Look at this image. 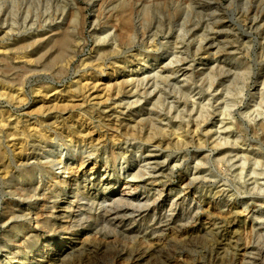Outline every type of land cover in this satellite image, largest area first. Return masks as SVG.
Instances as JSON below:
<instances>
[{"label":"rangeland","instance_id":"1","mask_svg":"<svg viewBox=\"0 0 264 264\" xmlns=\"http://www.w3.org/2000/svg\"><path fill=\"white\" fill-rule=\"evenodd\" d=\"M159 1V11L146 26L164 31L155 42L157 56L165 63L173 56L181 58L169 66H149L144 53L155 52L137 40L122 42L116 55L111 52L113 39L101 41L110 33L113 36L118 25L115 15L124 7L133 3L140 9L153 0H95L97 4L92 0H0V91L5 81L16 83L20 78L25 81L26 97L22 104L0 99V150L6 157L4 164H9L5 172L0 161V264H229L227 258L215 262L219 248L215 239H246L254 224L264 222V206L252 200L256 194L249 190L256 181L264 185V101L259 106L258 95L264 89V0ZM27 14L34 21H26ZM63 36L68 37L64 46L59 42ZM166 43L175 46L177 56L166 53ZM45 52L46 61L60 54L53 70L45 71L50 63L38 65L34 60ZM30 68L34 70L27 72ZM60 68L62 72H57ZM156 74V81L160 80L156 95L144 94V85L139 87L142 92L132 95L126 91L131 86L123 88L128 79L146 76L154 84ZM93 82L98 84L95 88ZM81 83L82 88H90L86 95L75 90ZM119 87L123 89L117 93ZM194 101L199 106L211 104V112L216 111L214 120L202 123L199 133L194 125L202 118L186 110V104L192 106ZM220 110L226 111L219 115ZM16 122L17 129L12 127ZM152 124H161L166 138L156 135L158 139L150 142L147 133ZM177 134L183 135L179 145ZM219 140L231 144L215 149ZM47 142L62 145L56 157L62 155L63 163H46ZM139 145L150 153H138ZM217 153L228 155L232 162L219 164ZM244 156L249 162L241 174ZM256 159L261 165L255 164ZM84 160L86 165L81 167ZM145 163L158 171L138 177V168ZM67 166L75 167L74 172L63 177ZM91 169L98 172L93 175ZM105 171L108 184L101 174ZM75 177L80 193L88 186L98 189V198L87 200L84 192L73 201L70 190ZM128 182L138 188L124 195ZM16 188L35 189L42 195L38 203V195L22 201ZM160 192L166 203L156 213L132 212L134 208L128 206L130 215H120L118 222L102 218L104 211L99 214L114 198L152 202ZM12 199L20 201V206H12ZM44 202L49 208L56 205L54 214H27ZM247 206L253 211L245 212ZM217 216L221 223L215 225ZM11 255L19 261L12 263Z\"/></svg>","mask_w":264,"mask_h":264},{"label":"bare ground","instance_id":"2","mask_svg":"<svg viewBox=\"0 0 264 264\" xmlns=\"http://www.w3.org/2000/svg\"><path fill=\"white\" fill-rule=\"evenodd\" d=\"M94 3H95V0H92ZM148 1V0H147ZM154 1V3H152V5H145L144 4V6L142 5V4H140V6H141V8L140 9H137L138 7H136V6H134V4L132 3V5H127V7H124V9H123V11L120 13V14H116L115 15V18H114V20H116L117 22V29L115 28V30H114V32H113V36L112 37H110L111 36V33L110 34H108L106 37H103V39L101 40V41H103V42H107V41H109V39H113V41L115 42L114 43V45H115V47H114V50L113 51H111L112 52V54L113 55H116V54H118L119 53V50L117 49L118 47H120V45H121V43L122 42H124V43H127V44H134L135 42H136V40L138 41V43H144L145 44V48L151 53V51L152 52H155V50H157V48H158V45L155 43L156 42V40L158 39V36H159V34L161 33V32H164L162 29L160 30V28L158 27L157 28V30L155 29V31H152V30H148L147 29V26H146V24L147 23H149L150 21H151V18L155 15L154 13L155 12H158L159 11V6L161 5V4H159L160 3V1L159 0H153ZM162 1V0H161ZM176 1V0H175ZM178 1V0H177ZM182 1V0H181ZM130 3V2H129ZM129 3H127V4H129ZM181 3V2H180ZM179 3V4H180ZM95 4H97V3H95ZM94 4V6L96 7V5ZM175 4H177V3H175ZM164 5V4H163ZM182 5V4H181ZM98 6V5H97ZM100 6V5H99ZM177 6V5H176ZM161 7V6H160ZM99 8V7H98ZM177 8V7H176ZM114 9H115V7H114ZM189 9H190V7H189ZM176 11H177V9H176ZM189 11V10H188ZM183 12V11H182ZM181 12V13H182ZM28 13V12H27ZM136 13V14H135ZM180 13V12H179ZM186 13L187 12H185L184 14L186 15ZM113 14V13H112ZM111 14V15H112ZM154 14V15H153ZM178 14V13H177ZM183 14V13H182ZM138 15V16H137ZM139 15H141V17L139 18ZM159 15H160V13H159ZM31 16V15H30ZM113 16V15H112ZM157 16V15H156ZM53 17V16H52ZM155 17V16H154ZM26 21L27 20H29V21H32L33 19L31 18V17H29V14H27L26 15ZM50 18V17H49ZM135 18H138V21L135 19ZM165 18V17H164ZM163 18V19H164ZM94 20V19H93ZM96 20V19H95ZM160 20V19H159ZM34 21V20H33ZM178 21V20H177ZM97 22V21H96ZM33 23V22H32ZM160 24H159V26L160 27H162L163 26V22H159ZM163 23V24H162ZM96 24V23H95ZM149 25V24H148ZM166 25V24H165ZM149 27V26H148ZM157 27V26H156ZM183 25L181 26V29H183ZM118 28H119V32H117L118 31ZM163 28V27H162ZM166 28V27H165ZM167 29H169V27L167 28ZM170 30H171V28L167 31V33H169L170 32ZM103 36V35H102ZM101 36V37H102ZM105 36V35H104ZM100 37V38H101ZM42 39V38H41ZM95 39V38H94ZM37 40V39H36ZM35 40V41H36ZM59 42H60V44L61 45H67L68 44V37L67 36H63L60 40H59ZM150 43V44H149ZM178 42L176 41L175 42V44H177ZM181 43H183V42H180V44ZM79 44V43H78ZM170 44L169 43H166L165 44V50H166V53L167 52H170V55L169 56H172V55H176V52L174 51V49H175V46L172 48V47H170L169 46ZM121 49V48H120ZM71 50V49H70ZM49 52V51H48ZM74 52V51H73ZM46 53L47 52H45V53H43V54H41V55H39V53H38V55H39V57L38 56H36V57H38V58H36V59H34V60H36V64H38V65H41V64H43V62H45L46 60V58L47 57H45L46 56ZM140 53H141V51H140ZM142 54V53H141ZM27 55V54H26ZM60 55V54H59ZM59 55H57V56H55L54 58H52L53 60H51V61H49L48 59H47V61L45 62V63H50L51 64V67H49L48 69L46 68L45 69V71L46 70H53V65L55 66V61H59V59H61V57L59 56ZM74 55V54H73ZM144 55H145V60L144 61H148V64H149V66H151V65H153L154 63H156V64H159V63H165L164 61H163V57H160V56H157V53L155 52V53H151V54H148V53H144ZM143 55V56H144ZM3 56V55H2ZM6 56V55H5ZM65 56V55H64ZM68 56V55H67ZM75 56V55H74ZM177 56V55H176ZM8 57H9V55H8ZM31 57V56H30ZM174 58H175V56H173ZM173 57H172V59L170 60V58L168 59V60H170V62L168 63V62H166L165 64H167L168 66H169V64H171V63H175V61H180L181 62V58L179 57V56H177V57H179V58H177L176 57V59H173ZM181 57H182V55H181ZM1 58V57H0ZM7 58V57H6ZM4 59V58H3ZM32 59V58H31ZM30 59V61H32ZM103 59V55H101L97 60L99 61V60H102ZM5 60V59H4ZM183 60V59H182ZM6 61V60H5ZM8 61V60H7ZM9 61H11V59L9 60ZM49 61V62H48ZM67 61V60H66ZM35 62V61H34ZM97 62V61H96ZM5 63V62H4ZM67 63H68V61H67ZM32 64V63H31ZM46 64V65H47ZM101 64V63H100ZM7 65V64H6ZM19 65V64H18ZM21 65V64H20ZM23 65V64H22ZM33 65V64H32ZM38 65H36V66H38ZM46 65H44V67L46 66ZM97 65H99L98 64V62H97ZM166 65V66H167ZM2 66V65H1ZM8 66H9V64H8ZM11 66V65H10ZM8 67V68H10L11 69V67ZM48 66H49V64H48ZM48 66H46V67H48ZM165 66V67H166ZM6 67V69H7V66H5ZM5 67L3 68V70L5 69ZM29 67H30V65H29ZM28 67V68H29ZM63 67V66H62ZM163 67V66H162ZM21 68H23V67H20V69ZM43 68V67H42ZM1 69V68H0ZM12 69H13V67H12ZM14 69H16L15 68V66H14ZM65 69V68H64ZM164 69H167V68H163V70ZM25 70V69H24ZM31 70H34V69H27V72H30ZM37 70V69H36ZM44 70V69H43ZM62 70H63V68H60V69H58V71L57 72H62ZM178 70V69H177ZM176 70V71H177ZM38 71V70H37ZM113 71H115V70H113ZM175 70H172V71H170L171 73H173ZM4 72H6V71H4ZM169 72V71H168ZM157 74H160L159 73V71L158 72H156ZM9 74V73H8ZM20 74V73H19ZM155 74V73H154ZM157 74L156 75H154L153 77V79H155V83L153 84V83H151V81H150V83H149V79H150V76H146V77H144L143 79H138V80H136V79H134V78H131V79H128L127 80V82L125 83V86L123 87L124 89L126 88V87H129V86H131L130 87V89H128V90H126V91H128L129 92V94L132 92V94H136L137 93V91H139L140 89H139V87H141V86H143L144 85V88L145 89H142L143 91H144V94L146 93V94H148V95H152V94H154V95H156L157 94V90H158V88H157V83L156 82H159V81H156L158 78H156L157 77ZM16 75H18V74H16ZM25 75V74H24ZM27 75V74H26ZM14 76V75H13ZM21 76H23V75H21ZM20 76V77H21ZM167 76V75H166ZM185 76H187V74L185 73ZM160 77V76H159ZM161 78V77H160ZM167 79V78H169L168 76L167 77H164V79ZM14 79V78H13ZM17 79H18V77H17ZM22 79V78H21ZM25 79V78H24ZM163 79V78H162ZM165 79V80H166ZM8 80V79H7ZM165 80H163V81H165ZM2 81V80H1ZM15 81V80H14ZM14 81H12V80H9V81H5L4 82V84H3V86L1 87V89L3 90V91H0V99L1 98H5L9 103H17V104H22V102L24 101L25 102V98L23 97V95H24V93H23V91H24V89H23V86H25L24 85V82L25 81H23L22 80V82L20 81V78L18 79V81L19 82H14ZM82 82V81H81ZM3 83V82H2ZM1 83V84H2ZM83 83V82H82ZM81 83V84H82ZM151 84L150 86H149V84ZM84 84V83H83ZM83 84L82 85H79V86H77L76 87V91L79 93V94H85L87 91H88V89H90V88H88L87 86H85L84 85V87L82 88V86H83ZM87 84V83H86ZM93 88H95L98 84L96 83H94L93 82ZM211 84H214V82L213 83H211ZM262 84H264V83H262ZM88 85V84H87ZM147 85L149 86V87H147ZM159 85V84H158ZM217 85V84H216ZM18 86V87H17ZM16 87V88H15ZM41 87H42V85H41ZM153 87V88H152ZM211 87V86H210ZM33 88V87H32ZM38 88V87H37ZM52 88V87H51ZM86 88V89H85ZM88 88V89H87ZM92 88V89H93ZM123 88H118L117 89V93H118V90H121V89H123ZM182 88V87H181ZM217 88V87H216ZM219 88V87H218ZM41 89H47L48 90V87H43V88H41ZM54 89V88H53ZM157 89V90H156ZM179 89H180V87H179ZM220 89V88H219ZM23 90V91H22ZM40 90V89H39ZM160 90V89H159ZM35 91H36V89H35ZM82 91H84V92H82ZM141 91V90H140ZM181 91V90H180ZM34 92V91H33ZM38 93L40 92V91H37ZM56 92V91H55ZM142 92V91H141ZM140 92V93H141ZM159 92H161V91H159ZM26 93V92H25ZM32 93V92H31ZM42 94H43V92H41ZM45 93V92H44ZM49 93V92H48ZM47 93V94H48ZM75 93V92H74ZM77 93V94H78ZM117 93H115V94H117ZM40 94V93H39ZM46 94V93H45ZM46 94V95H47ZM68 94V93H67ZM128 94V93H127ZM132 94H130V95H132ZM161 94V93H160ZM41 95V94H40ZM59 95V94H58ZM86 95V94H85ZM118 95V94H117ZM143 95V94H142ZM182 95V94H181ZM184 95V94H183ZM258 95H260L259 97V101H260V99H261V101L259 102V103H261V104H259V106H261L262 107V105H263V103H262V101H264V89H262L260 92H259V94ZM68 96V95H67ZM71 96H72V94L70 95V98H71ZM74 96V95H73ZM83 96V95H82ZM161 95H158V97H160ZM63 97V96H62ZM75 97V96H74ZM78 98H79V96H77ZM76 97V98H77ZM145 97V96H144ZM154 97V96H153ZM56 98V97H55ZM59 98V97H58ZM65 98H67V97H65ZM69 99V98H68ZM158 99V98H157ZM160 99V98H159ZM139 99H137L136 98V100L135 101H138ZM141 100H143L142 98H141ZM141 100H139V101H141ZM186 102H188V100H185ZM133 104V103H132ZM190 104H193L192 106H189V105H187L186 104V110H191V112H194V111H196V113H198V117H201L202 118V120L201 121H196V124L194 125L195 126V130H197V132L199 133V131H201V129H202V127H201V124L202 123H209V122H211L212 121V119H213V117H215V113H216V111L215 110H212V112H211V110L210 109H212V106L213 105H207V104H204V103H202L200 106L194 101L193 103H190ZM209 104V103H208ZM129 105H131V103H129ZM173 106H171V108H172ZM264 107V106H263ZM230 109H228L229 111V113L230 112H232L231 111V107H229ZM218 110V109H217ZM223 111H226V110H220V111H218V112H220L219 113V115L221 114H224V112ZM217 112V113H218ZM9 117H11L10 115H8ZM180 116V115H179ZM197 117V118H198ZM7 118V117H6ZM176 118H177V116H176ZM179 118V117H178ZM201 118H199V119H201ZM214 120V119H213ZM152 121V120H151ZM2 122V121H1ZM261 123V122H260ZM17 124H18V122H16V124L14 125V123L12 124V127L13 128H16L17 127ZM150 124V123H149ZM42 125V124H41ZM161 125V124H160ZM159 124H152L150 127H149V133H147L148 135H150L149 137H148V140L150 141V142H153V141H155L156 139H158V137H156V135H160L161 137H163V138H166V132H165V130H164V127H162V126H160ZM262 125V124H261ZM3 126H5V125H3ZM20 127V126H19ZM112 127V126H111ZM115 127V126H114ZM127 127V126H126ZM142 127V126H141ZM166 127V126H165ZM0 128H1V126H0ZM137 128V127H136ZM135 128V129H136ZM144 128V127H143ZM17 129V128H16ZM209 129V128H208ZM24 130V129H23ZM23 130L21 131L22 132V134H23V136H25L24 134H27V133H25V132H23ZM171 130V129H170ZM179 130V129H178ZM1 131H2V129H0V134L2 135V133H1ZM15 131H17V130H15ZM25 131V130H24ZM27 132V131H26ZM133 133H134V131H132ZM148 132V131H147ZM168 132H170V131H168ZM167 132V133H168ZM176 132V131H175ZM211 132V131H210ZM13 133V132H12ZM17 133V132H16ZM18 133H20V132H18ZM35 133V132H34ZM178 133V132H177ZM208 133V132H207ZM33 134V133H32ZM129 134V133H128ZM174 134V133H173ZM176 134V133H175ZM13 135V134H12ZM18 135V134H17ZM34 135V134H33ZM138 135V134H137ZM146 135V134H145ZM39 136V135H38ZM177 136H178V138H177V140H176V144H180V143H182V137H183V135L182 134H177ZM147 137V136H146ZM21 138V137H20ZM2 139V138H1ZM0 139V140H1ZM147 140V139H146ZM22 141V140H21ZM23 143L24 142H22V146H23ZM48 144L46 145V146H48V150H45L43 153H46V163H48V164H50V165H52V166H55V165H57V164H59V163H63L64 162V158L62 157V155H60V156H58V157H56V153L59 151V150H61L62 148H61V146L62 145H57V144H53L52 142H47ZM163 143V142H162ZM175 143V142H174ZM214 143V142H213ZM230 145L231 143L230 142H227V141H225V142H222L221 140H219V141H216L215 142V149H219V148H221V147H224V145ZM234 144V143H233ZM232 144V145H233ZM126 145V144H125ZM155 145V144H154ZM170 145V144H169ZM26 146V145H25ZM58 146V147H57ZM236 146V145H235ZM136 147H138V153L139 152H142L143 154L145 153L146 154V152H149V151H147V150H145V146L144 145H139V146H136ZM177 147V146H176ZM22 148H24V146L22 147ZM25 149V148H24ZM22 150V152H23V149H21ZM231 151H234V149H230ZM21 152V151H20ZM220 152V151H219ZM150 153V152H149ZM144 154V155H145ZM218 154V153H217ZM4 152H2V150H0V161H1V163H2V165H3V169H4V171L5 172H8L7 170V167H9V164L8 165H5L4 164V161H5V159H6V157H4ZM19 155V154H18ZM147 155H149V154H147ZM35 156V155H34ZM216 156V155H215ZM220 155L218 154L217 156H216V158H215V161L216 162H218L219 164H221V165H226V163H231L232 162V158L231 157H229L228 155H222V157L220 156ZM18 157V156H17ZM20 157V156H19ZM204 157V156H203ZM208 158H209V156H208ZM37 159V158H36ZM242 160H243V162L241 163V166H240V169H241V174H243L244 172H245V170H246V164H248V162H249V157L248 156H244L243 158H241ZM28 160V159H27ZM147 160V159H146ZM206 160V159H205ZM201 161V160H200ZM204 162V161H203ZM201 163H202V161H201ZM200 163V164H201ZM150 163H145L144 165H140V167L137 169L138 170V173H137V175H138V177L139 176H141V174H145V173H155V172H157L158 170H156V168H157V166H154V165H152V166H154L153 167V169L152 170H150L147 166L149 165ZM200 164L198 165V166H200ZM255 164H257V165H261V161H260V159H256V161H255ZM86 165V162H85V160L82 162V164H81V167L82 166H85ZM139 165V164H138ZM137 165V166H138ZM233 163L231 164V167H233ZM150 166V165H149ZM151 166V167H152ZM198 166H197V168H198ZM146 167V169H147V171L145 172L143 169ZM77 168V167H76ZM91 168H94V167H91ZM143 168V169H142ZM196 168V167H195ZM74 169H75V167H73V166H67V167H64L63 168V177L65 176V175H69V174H71V173H73L74 172ZM79 170H80V168L77 170L78 172H79ZM93 170H95V169H91V174H93L94 175V173H96V172H98V171H96V172H93ZM97 170V169H96ZM221 170V169H220ZM225 170V172H228L229 171V168H225L224 169ZM223 170V171H224ZM78 172H75V174L76 173H78ZM199 172V170L197 169L196 170V172H195V174H197ZM260 172V171H259ZM79 174V173H78ZM84 174V173H83ZM102 174V177H104V178H106V180H105V183H109V180H108V178H109V174H108V172H102L101 173ZM255 174H261V173H256V171H255ZM6 175V174H5ZM86 175V174H85ZM133 175H135V174H133ZM155 175V174H154ZM83 176V175H82ZM92 176V175H91ZM142 176H144V175H142ZM66 177V176H65ZM69 176H67V178H68ZM133 177V176H132ZM131 177V178H132ZM135 177V176H134ZM137 176H136V178H138ZM194 177H196V175L194 176ZM2 179V178H1ZM75 179V183H74V185H73V187H72V189L70 190V193H72V195H73V197H74V200L73 201H77V200H79L80 199V197L84 194V192H87L86 193V199L87 200H93V199H97L98 198V189H87V187L86 186H83L82 188H84L83 189V193H80V186H79V184H78V182H77V180H78V177H75L74 178ZM82 179V178H81ZM85 179V178H84ZM91 179V178H90ZM67 180V179H66ZM80 180V179H79ZM88 180H89V178H88ZM195 180V179H194ZM257 180H259V179H257ZM69 181V180H68ZM67 181V182H68ZM102 181V180H101ZM129 181V180H128ZM227 181V180H226ZM256 181V180H255ZM71 182V181H70ZM69 182V183H70ZM94 182V181H93ZM228 182V181H227ZM87 183V182H86ZM129 183L130 182H128L127 184H126V186H125V188H124V195L125 194H128V193H132V192H134L135 190H137V188H138V185H129ZM189 183V182H188ZM81 184H83V182L81 183ZM226 184V183H225ZM256 186H254L252 189H249L250 191H251V193H254V194H256V197H254V198H252V200L255 202V203H259L261 206H264V185L263 184H260L259 182L257 183V181H256ZM93 185V184H92ZM239 190H241V189H239ZM238 190V191H239ZM52 191V190H51ZM82 191V190H81ZM241 191H243V190H241ZM249 192V191H248ZM163 192H160L159 194H157L155 197H154V199L152 198V200H154V201H152V202H148V200H145V201H141L138 197H136L135 199H134V197H127V196H121L119 199H113L112 200V205L110 206V207H107V206H102L101 208V211L99 212V214L100 215H102L103 214V211H104V215H102V218H104V219H107V220H110V221H117V219H118V217L120 216V215H124V216H129L130 214H128L127 212L129 211V207L128 206H132L134 209H133V211L132 212H139V213H141V212H146V214H150V212H155L156 213V211L159 209V208H161L162 206H164V204L166 203V199H165V196L163 197L161 194H162ZM242 193V192H241ZM15 194H18V196L21 198V200L22 201H24V200H26V199H28V198H32V197H35V196H37L38 198L36 199V202L38 203L39 202V197H41V195L42 194H39L35 189H20V188H16L15 189ZM14 194V195H15ZM106 194V193H105ZM105 197H106V195H105ZM43 199H45V197L43 196L42 197ZM67 199H70V198H68L67 197ZM133 199V200H132ZM100 200V199H99ZM14 202V203H13ZM248 202V201H247ZM12 206H20L19 204H20V201H15V200H13L12 199ZM69 203V202H68ZM171 203H172V201H171ZM238 203V202H237ZM47 202L45 203H40L39 204V206L36 208V209H30V211H29V213H27V214H32V212L34 213V212H36V214L38 215H43V214H46L48 211L51 213V214H54V212H53V209H55L56 208V205H53L52 207H48L47 206ZM172 204H174V203H172ZM68 205H70V204H68ZM247 205V204H246ZM256 205V204H255ZM131 207V208H132ZM252 206H247V208H245L244 209V211L246 212V211H248V213H250V212H252L253 210H252ZM10 212L11 213H14V212H12V209L10 210ZM15 214V213H14ZM25 214V213H24ZM196 214V213H195ZM229 214V213H228ZM47 215H48V213H47ZM155 215H157V214H155ZM226 215V214H225ZM29 217V216H28ZM160 217V216H159ZM49 218V217H48ZM220 218H221V216H217L216 217V220H215V225H218V224H220L221 222L220 221H218V220H220ZM227 218V217H226ZM258 218H263V215H259L258 216ZM13 219V218H12ZM235 219V218H234ZM8 220H9V218H8ZM121 220V219H120ZM118 222V221H117ZM162 223V222H161ZM161 223H160V225H161ZM184 224V223H183ZM168 225V224H167ZM115 227V226H114ZM67 229H68V227H67ZM250 230V229H249ZM244 233V232H243ZM250 234V236H248V238H246V239H244L242 236H239V237H236L235 239L233 238V239H226V240H217V239H215V246L217 245V246H219V248H217V249H215V262L217 261L218 262V260H222V259H225V258H227L228 260V263L229 264H264V222H262V223H258L257 225L256 224H254L253 225V227H252V229H251V233H249ZM215 236V235H214ZM232 238V237H231ZM171 242V241H170ZM66 245H67V243L66 244H64L63 246H62V248L61 249H59L60 251H62V250H64V248H66ZM50 246V245H49ZM170 246V245H169ZM40 248V247H39ZM173 248V247H172ZM179 248V247H178ZM138 249V248H137ZM159 249H160V247H159ZM158 249V250H159ZM171 250V249H170ZM179 250V249H178ZM11 251V250H10ZM39 251V250H38ZM213 252V251H212ZM137 253V252H136ZM172 254V253H171ZM10 257V259H13L12 260V263H15V262H18L19 261V259H16L14 256H9ZM224 262V261H223ZM182 264V263H181Z\"/></svg>","mask_w":264,"mask_h":264}]
</instances>
